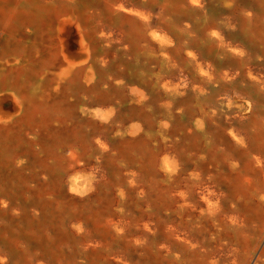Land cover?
<instances>
[{
	"label": "bare ground",
	"instance_id": "1",
	"mask_svg": "<svg viewBox=\"0 0 264 264\" xmlns=\"http://www.w3.org/2000/svg\"><path fill=\"white\" fill-rule=\"evenodd\" d=\"M77 95L85 99L74 109ZM175 109L200 129L186 133L187 142L208 139L214 165L220 156L229 166L218 180L228 197L237 198L251 162L263 173L264 0H0L4 150L14 124L55 113L69 120L83 110L96 123L116 117L133 135L159 113L166 125ZM138 143L120 141L119 153L138 151ZM216 145L223 151H211ZM233 160L244 162L241 171ZM258 208L247 209L249 220ZM254 244L252 253L260 250Z\"/></svg>",
	"mask_w": 264,
	"mask_h": 264
},
{
	"label": "rangeland",
	"instance_id": "2",
	"mask_svg": "<svg viewBox=\"0 0 264 264\" xmlns=\"http://www.w3.org/2000/svg\"><path fill=\"white\" fill-rule=\"evenodd\" d=\"M76 97L74 109L85 99ZM73 112L14 124L8 151L0 140V264H264V157L263 173L251 162L232 199L218 182L229 166L220 156L214 165L209 140L187 142L200 133L192 115L175 109L162 125L159 113L128 135L116 117ZM128 139L142 154L119 153Z\"/></svg>",
	"mask_w": 264,
	"mask_h": 264
}]
</instances>
